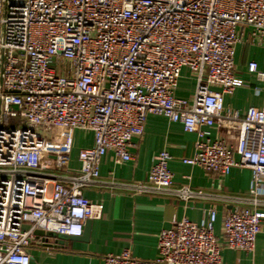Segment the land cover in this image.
I'll return each instance as SVG.
<instances>
[{
  "label": "built area",
  "instance_id": "1",
  "mask_svg": "<svg viewBox=\"0 0 264 264\" xmlns=\"http://www.w3.org/2000/svg\"><path fill=\"white\" fill-rule=\"evenodd\" d=\"M246 30L264 47V0H0V264H30L36 229L81 236L87 219L102 218L103 203L85 197L86 187L213 198L173 185L165 148L145 180L100 178L108 151L117 163L132 159L148 114L195 134L185 164L219 176L247 167L249 190L225 196L238 207L226 212L220 237L212 207L199 224L174 216L154 258L124 248L102 264H222L223 247L252 252L264 223V105L241 115L223 100L246 84L235 65ZM182 68L195 78L190 97L176 96ZM247 70L264 82L255 60ZM214 126L235 130L238 146L211 140ZM73 130L91 132L93 145L69 171ZM51 157L55 171L43 167Z\"/></svg>",
  "mask_w": 264,
  "mask_h": 264
},
{
  "label": "crops",
  "instance_id": "2",
  "mask_svg": "<svg viewBox=\"0 0 264 264\" xmlns=\"http://www.w3.org/2000/svg\"><path fill=\"white\" fill-rule=\"evenodd\" d=\"M250 60H255L258 68L264 70V47L246 30L242 41L235 47L236 74L246 84L223 96L225 108L238 110L241 115L249 106L264 105V82L258 81L255 74L248 72L247 63ZM209 88L220 89L215 85ZM194 89V76L187 68H182L176 96L190 97ZM71 139L67 170L74 171L79 167L78 150L92 146L93 136L89 131L73 130ZM195 139V134L184 131L180 123L169 122L163 116L148 114L143 134L134 138L128 148L132 159L117 163L113 152L108 151L101 160L100 178L145 180L155 155L165 148L171 156L168 167L173 174V185L202 188L213 198L183 201L169 195H133L86 187L83 189L85 197L92 202L103 203L102 218L89 219V235L83 240H70L56 234H36L28 249L30 264H102L103 256L119 253L124 248H130L135 257L152 259L157 254L158 233L171 226L174 216H185L199 224L207 218V210L212 207L216 210L214 232L220 237L226 212L238 207L226 200L225 196L247 194L251 172L247 167H233L226 175L219 176L206 172L200 166L185 164L182 159L193 154ZM210 139H222L234 147L239 144L237 132L222 126L211 129ZM43 167L55 171L53 157ZM220 254L222 264H264V223L252 252L223 247Z\"/></svg>",
  "mask_w": 264,
  "mask_h": 264
},
{
  "label": "water",
  "instance_id": "3",
  "mask_svg": "<svg viewBox=\"0 0 264 264\" xmlns=\"http://www.w3.org/2000/svg\"><path fill=\"white\" fill-rule=\"evenodd\" d=\"M13 108H17V106H13ZM90 220L89 219H87L86 221H85V224H84V229H83V233H82V235L81 236H66V235H60L61 237H63V238H67V239H70V240H76V239H81V240H83V239H86L87 237H88V235H89V229H90ZM35 234H37V235H46V236H53V233L52 232H44V230H42V229H36L35 230Z\"/></svg>",
  "mask_w": 264,
  "mask_h": 264
},
{
  "label": "rangeland",
  "instance_id": "4",
  "mask_svg": "<svg viewBox=\"0 0 264 264\" xmlns=\"http://www.w3.org/2000/svg\"><path fill=\"white\" fill-rule=\"evenodd\" d=\"M51 144V143H50Z\"/></svg>",
  "mask_w": 264,
  "mask_h": 264
}]
</instances>
